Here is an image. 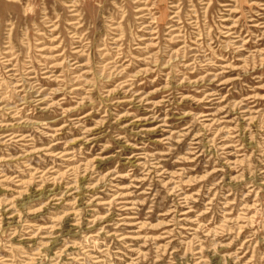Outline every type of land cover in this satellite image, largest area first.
Wrapping results in <instances>:
<instances>
[{
    "label": "rangeland",
    "instance_id": "1",
    "mask_svg": "<svg viewBox=\"0 0 264 264\" xmlns=\"http://www.w3.org/2000/svg\"><path fill=\"white\" fill-rule=\"evenodd\" d=\"M0 264H264V0H0Z\"/></svg>",
    "mask_w": 264,
    "mask_h": 264
},
{
    "label": "bare ground",
    "instance_id": "2",
    "mask_svg": "<svg viewBox=\"0 0 264 264\" xmlns=\"http://www.w3.org/2000/svg\"><path fill=\"white\" fill-rule=\"evenodd\" d=\"M252 1H253V0H252ZM251 5H254V6H255L256 3H252ZM68 6L72 7V5H70V4H69ZM256 8H257V7H256ZM254 10H255V9H254ZM74 23H75V22H74ZM55 27H56V26H55ZM23 183H24V182H23Z\"/></svg>",
    "mask_w": 264,
    "mask_h": 264
}]
</instances>
